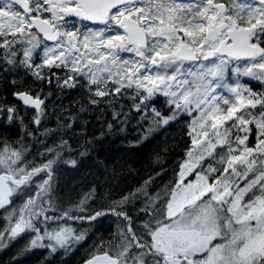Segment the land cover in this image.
<instances>
[{"label": "snow or ice", "instance_id": "obj_1", "mask_svg": "<svg viewBox=\"0 0 264 264\" xmlns=\"http://www.w3.org/2000/svg\"><path fill=\"white\" fill-rule=\"evenodd\" d=\"M53 85L109 130L146 123L137 143L182 121L172 178L61 199L75 117L46 142ZM0 86V247L67 252L115 225L83 264H264V0H0Z\"/></svg>", "mask_w": 264, "mask_h": 264}, {"label": "trees", "instance_id": "obj_2", "mask_svg": "<svg viewBox=\"0 0 264 264\" xmlns=\"http://www.w3.org/2000/svg\"><path fill=\"white\" fill-rule=\"evenodd\" d=\"M24 79L30 82L29 77ZM51 90L53 95L46 101L48 109L44 126L52 129L53 135L48 137L46 142L51 143L54 138L67 131H55L60 129L58 118L67 119V112H71L75 117L72 133L65 137L70 140L72 151H65L64 155L66 158H75L77 164L74 167L61 164L59 167L57 195L61 199L67 197L78 200L80 195L92 189H95L102 199H118L155 172L160 173L155 177L156 185L160 187L172 178L173 168L183 155L181 149L176 147L177 144H183L182 121L180 124L172 123L170 127L154 129L137 143L147 127L146 123L141 127L136 119H130L124 125L114 122L113 128L109 130L107 124L111 120L110 110L81 112L80 106L86 101L82 99L79 90H61L54 85ZM4 94V89L0 86V96ZM7 95L12 99L10 93ZM156 104L161 107L163 97L157 99ZM27 119L30 120L31 117ZM12 132L16 130L13 129ZM6 135L12 138L11 133L0 130V140ZM81 152L83 155H80ZM134 203L138 205L139 201ZM131 207L130 204L129 208ZM114 229L115 225H106L105 230L97 234L89 230L85 238L75 243L69 251L58 249L52 254L47 248L24 250L28 239L18 245L12 241L6 247H0V264H82L94 250L93 245H99L101 239L109 240Z\"/></svg>", "mask_w": 264, "mask_h": 264}, {"label": "rangeland", "instance_id": "obj_3", "mask_svg": "<svg viewBox=\"0 0 264 264\" xmlns=\"http://www.w3.org/2000/svg\"><path fill=\"white\" fill-rule=\"evenodd\" d=\"M91 232L94 234L95 232H93L92 230H91ZM96 234H97V232H96ZM27 238L29 237V236H26Z\"/></svg>", "mask_w": 264, "mask_h": 264}, {"label": "flooded vegetation", "instance_id": "obj_4", "mask_svg": "<svg viewBox=\"0 0 264 264\" xmlns=\"http://www.w3.org/2000/svg\"><path fill=\"white\" fill-rule=\"evenodd\" d=\"M224 2H228V0H224Z\"/></svg>", "mask_w": 264, "mask_h": 264}]
</instances>
